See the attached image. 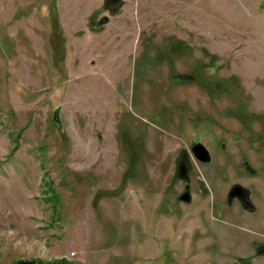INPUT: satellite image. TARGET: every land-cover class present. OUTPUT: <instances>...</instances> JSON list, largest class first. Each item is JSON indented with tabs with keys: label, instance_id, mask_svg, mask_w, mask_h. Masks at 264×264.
I'll list each match as a JSON object with an SVG mask.
<instances>
[{
	"label": "rangeland",
	"instance_id": "obj_1",
	"mask_svg": "<svg viewBox=\"0 0 264 264\" xmlns=\"http://www.w3.org/2000/svg\"><path fill=\"white\" fill-rule=\"evenodd\" d=\"M241 159L264 174V0H0V264H264V214H215Z\"/></svg>",
	"mask_w": 264,
	"mask_h": 264
},
{
	"label": "flooded vegetation",
	"instance_id": "obj_2",
	"mask_svg": "<svg viewBox=\"0 0 264 264\" xmlns=\"http://www.w3.org/2000/svg\"><path fill=\"white\" fill-rule=\"evenodd\" d=\"M110 0H105V2ZM102 20V19H101ZM169 82L176 84L179 82H193L196 85L205 89L209 95H216L220 92L222 84V80L218 78H207L200 74L195 68H191L186 72H175L171 71L169 75ZM182 84V83H179ZM202 137L196 136L195 141L190 144L189 151L192 157L201 164H208L211 161V151L201 142ZM214 142V141H212ZM202 144L204 148L207 150L209 155L208 161H203L197 158L192 151V147L196 144ZM217 144V142H216ZM219 145L223 147L224 143L220 142ZM182 148L179 147L178 150ZM221 149V148H220ZM213 152L214 150L211 149ZM207 154V153H206ZM207 155V156H208ZM188 155L184 149H182L175 158L173 177L181 183V193L178 198L182 201H189L191 198L190 194V164L188 160ZM233 169L238 172L237 175L234 176L235 179H231L226 187L223 202L224 207L222 208L218 203L216 205V215L217 218L220 219L221 214L223 213V209L226 207L233 208L235 212L240 214L251 215L255 217L260 214H264V205L263 208L258 206V202L264 203L263 194L256 193L254 188L262 186L264 183V174L258 173L257 169L252 167L251 164L246 159H241L238 163L233 164ZM243 173L244 176L253 178L246 180L244 178H238L240 173ZM246 177V178H247ZM229 208V209H230ZM264 254V244L260 245L259 248L254 250L253 256H259Z\"/></svg>",
	"mask_w": 264,
	"mask_h": 264
},
{
	"label": "water",
	"instance_id": "obj_3",
	"mask_svg": "<svg viewBox=\"0 0 264 264\" xmlns=\"http://www.w3.org/2000/svg\"><path fill=\"white\" fill-rule=\"evenodd\" d=\"M52 118L54 120V122L59 125L60 124V117H59V109L58 107H56L55 109H53L52 112ZM192 151L194 152L195 156L203 161H208L209 160V155L207 150L204 148V146L202 144L196 143L193 147H192ZM207 153V154H206ZM208 155V156H207Z\"/></svg>",
	"mask_w": 264,
	"mask_h": 264
},
{
	"label": "trees",
	"instance_id": "obj_4",
	"mask_svg": "<svg viewBox=\"0 0 264 264\" xmlns=\"http://www.w3.org/2000/svg\"><path fill=\"white\" fill-rule=\"evenodd\" d=\"M222 84H224V82L222 81ZM21 264H30L29 262L27 261H23V263ZM37 264V263H36ZM47 264V263H46ZM49 264H74L70 261H56V262H52V263H49Z\"/></svg>",
	"mask_w": 264,
	"mask_h": 264
}]
</instances>
